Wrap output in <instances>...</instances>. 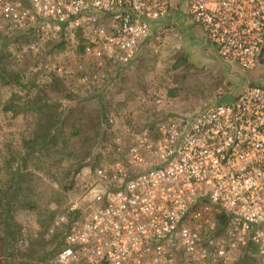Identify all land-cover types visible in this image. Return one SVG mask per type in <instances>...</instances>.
Wrapping results in <instances>:
<instances>
[{
    "label": "built area",
    "instance_id": "obj_1",
    "mask_svg": "<svg viewBox=\"0 0 264 264\" xmlns=\"http://www.w3.org/2000/svg\"><path fill=\"white\" fill-rule=\"evenodd\" d=\"M171 2L0 0V25L10 33L38 27L42 39L62 32L66 60L53 71L77 72L78 84L91 88L94 73L110 80L134 60ZM184 2L221 61L256 68L264 0ZM123 126L105 150L110 159L91 160L76 177L75 198L59 218L63 245L37 264H228L233 248L248 245L264 264V84L191 118ZM221 212L230 221L225 237H216Z\"/></svg>",
    "mask_w": 264,
    "mask_h": 264
},
{
    "label": "rangeland",
    "instance_id": "obj_2",
    "mask_svg": "<svg viewBox=\"0 0 264 264\" xmlns=\"http://www.w3.org/2000/svg\"><path fill=\"white\" fill-rule=\"evenodd\" d=\"M174 2L182 10L184 9V0H175ZM180 28H182L181 24L177 23L176 27L169 25L160 31L153 29L152 32L158 33L159 36H154V43L147 53L146 65L150 72L146 78L144 76L141 78L142 81L138 79L144 85V92L147 94L146 102L140 103L136 98L132 100L134 96L132 92L125 90L123 82L127 77V73L120 83L115 82L112 84H109L110 80H108V75L105 77V72L94 73L98 79V86L88 88L79 85L77 81L79 73L72 72L70 77L65 78L67 81L72 79L71 82L67 83L66 81L65 85L61 83L58 85L55 80L63 76L56 74L51 65L62 64V60H66L60 58L63 51L60 53L55 52L51 57H48L47 54L48 51H51V48L50 45H45L46 40H37L31 37L6 40L3 37L10 32L4 30L0 25V49L2 54L6 56L4 67H9L14 72L19 73L22 85L26 87V89L20 90L18 87L6 86L0 83V157L5 151V145L9 143L17 145L21 137L28 138L31 136L34 123L33 116H36L32 112L24 115H12L9 112L2 111V107L13 94L22 98L18 105H21V103L24 105L36 96L40 99L41 96L45 95L49 102L62 104L63 106L62 97L66 93L72 94L73 98L78 99L93 98L103 93L104 100L100 103L101 110L104 111L109 121L112 120L109 126L104 123L102 126L103 137L97 144L93 145L90 138L96 134L94 130L99 129L96 120L100 116L98 105L94 103L95 100L84 105L76 104L72 107L66 105L65 111H63L66 114L86 116L81 125L84 135L78 139V142L76 139L71 141L70 148L67 150L58 145L61 152L56 156L57 158L54 157L55 160L50 158L35 163L40 170L34 172L37 179L31 180L32 191L31 194L26 196L29 204L33 206V211H19L15 216V222L20 229L16 245L17 256L12 258V263L8 261L9 264H27L30 260L28 259V250L32 248L33 252L38 255L40 253L38 247L43 243L46 244L45 246L49 244L44 250L47 259L43 263H48L54 258L60 249L59 240L64 235L66 228L63 223L60 224L59 218L67 216V208L75 198L74 185L76 184V177L92 168L89 161L90 163H92L91 160L103 162L110 159L109 153H106L105 150L111 145L115 132L119 130L121 132L124 129L123 125L127 122L134 123L135 127L141 128L146 126L148 122H153L147 118L151 117L153 120L168 118V116H154L157 115L158 110L159 112L167 110L173 113L193 114L197 112L200 104L203 105L206 101L210 103L230 101L232 96L238 93L239 83L242 85V79L244 80L241 73L243 71L236 66H234V70L230 69L228 65L219 59L212 46L203 49L200 48L202 46L197 45L195 47L190 39L185 37ZM231 70L234 73L230 72ZM245 74L246 78L253 84L264 83V63L256 66L252 71H246ZM103 75L105 78L101 79ZM128 81H136L133 73L129 74ZM106 83V88H103ZM227 83L228 87L226 88ZM150 88L170 90L174 92L175 97L167 102L166 99L155 97L152 94L153 90ZM216 88H221L223 91L218 99H214L212 96ZM149 90L151 93H148ZM155 98L161 101L159 105L153 103ZM184 117L191 118L193 116ZM85 140H89L88 143L92 146H90V150L93 151V154L89 153L84 158V162L79 169H72L69 167L70 157L73 154L71 150L75 148L78 152L80 150L84 152V149L89 147ZM32 167L33 164H29V168ZM46 168H49V173L45 170ZM3 179L4 174L0 161V183ZM225 231L226 228L216 237H225ZM34 245L37 247L34 248ZM22 253L25 257L19 256ZM40 255L43 254L40 253ZM2 261L4 260L0 259V263ZM32 263L36 262L32 261ZM228 264L261 263L256 261L253 256L249 257L246 253L244 254V249L239 247V249L233 248L230 251Z\"/></svg>",
    "mask_w": 264,
    "mask_h": 264
},
{
    "label": "trees",
    "instance_id": "obj_3",
    "mask_svg": "<svg viewBox=\"0 0 264 264\" xmlns=\"http://www.w3.org/2000/svg\"><path fill=\"white\" fill-rule=\"evenodd\" d=\"M41 30L38 27H34L31 29H25L19 32H12L6 34L3 38L6 40H15L23 37H31L37 40H46L45 45H50L51 51H48L47 56L51 57V55L55 54V52H62L66 45L64 38L62 36V32L58 34L56 38H47L42 39ZM5 40V41H6ZM6 56L2 54V50L0 49V83L6 86H15L20 90L26 89L24 85H22L21 77L19 73L14 72L9 67H4ZM264 63V44L261 48V52L258 56L257 66ZM55 80V83L58 85H65L66 81L65 76L62 75ZM72 78V76H71ZM72 81V79H71ZM67 81V83L71 82ZM120 81V80H119ZM107 83L103 86L106 88ZM106 91V90H105ZM103 93L100 96L89 97V98H73L72 94L66 93L65 96L62 97V104H54L53 102H49L45 95L41 96L39 99L38 96L30 99L26 104L18 105L22 98L11 95L6 104L2 107V111L9 112L12 115L18 114H27L34 113L36 116L34 117L33 130L31 131V136L28 138H20L19 144L12 145L9 143L5 145L4 150L1 157V169L4 174V179L0 183V259L4 260L0 264H9L8 261H11L12 258L17 256V242L19 239V226L15 222V216L19 211H33L32 204H29V201L26 199V196L31 194L32 185L31 180H36L37 176H35L34 172L39 171L35 163L38 161H42L45 159H50L56 157L60 152V147L64 150L70 148V142L76 139H80L84 132L82 130V122L86 119V116H70L69 113L66 114L65 107L69 105L72 107L76 104L84 105L91 103L95 100V104L98 105V114L100 116L97 121L98 130H94L96 134L90 138L93 145L97 144L103 137V125L109 126V120L105 116L104 111L101 110V104L104 100ZM67 103V104H66ZM100 105V106H99ZM60 109V112H59ZM64 113V114H63ZM27 117V116H22ZM88 119V118H87ZM107 127V126H105ZM106 128L104 129V131ZM113 140V138H112ZM111 140V141H112ZM86 141V140H85ZM89 145L84 152L77 149L72 148L73 154H67L70 157V168L79 169L84 162V158L93 151H91V144ZM76 143V142H74ZM69 146V147H68ZM91 146V147H90ZM93 150V149H92ZM91 151V152H90ZM57 158V157H56ZM54 158V160L56 159ZM29 164H33V167L30 169ZM90 164V161H89ZM49 173V168L45 169ZM47 175V174H46ZM47 177H49L47 175ZM50 178V177H49ZM230 221V216L224 212H221L217 217V227L214 236H218L225 228L228 227ZM43 243L38 250L43 255L35 254L30 248L28 250V259L29 262L27 264H31V262L40 263L45 261L46 254L44 250L47 246ZM34 248L37 246L34 245ZM239 249V247H236ZM235 248V249H236ZM244 249V254L252 257L254 254V248L251 245L240 247ZM20 257H25L22 253L19 255ZM27 258V257H26ZM32 263V264H36Z\"/></svg>",
    "mask_w": 264,
    "mask_h": 264
},
{
    "label": "crops",
    "instance_id": "obj_4",
    "mask_svg": "<svg viewBox=\"0 0 264 264\" xmlns=\"http://www.w3.org/2000/svg\"><path fill=\"white\" fill-rule=\"evenodd\" d=\"M174 1L175 0H172V2H171V9H170L169 16H167L164 20H162L160 22L151 24L150 33H149L148 37L146 39H144L141 42V44L139 45L138 53L136 54V57L134 58V60L129 65L123 67L122 71H119V73H116L114 75V78H113L111 73H108L110 75L109 84H112L115 82L120 83V81H122L121 79H124L127 76L123 83H124L125 90H127L128 92H132V94L134 95V96L132 95L133 96L132 100H135V98H136L140 101V103L146 102L147 94H145L146 92H144L145 89L143 88L144 85L141 82L142 81L141 78H143V76L146 78L148 73L150 72V69L146 65V57H147V53L149 52V49L151 48V46L154 43V40H155L154 36H156V37L159 36L158 33L156 34V33L152 32L153 29H157L160 31V30H163L165 27L167 28L169 25L176 27V24L180 23L181 27H182V28H180V30L182 32H184L183 34L185 35V37L190 39L191 43L194 44L195 47L198 45V46H202L200 48L203 49L205 47L210 46L206 43L205 38H204L201 30L197 26L193 25L190 22V20L187 16V13H186L185 2H184V9L182 10L180 8V6L177 3H175ZM156 41H157V38H156ZM223 63H225V62H223ZM225 64L228 65L229 68L233 69V70L235 69L234 66L238 67L235 64H229V63H225ZM238 68L241 71H243V72H241L239 70L243 74V75L242 74L241 75L244 78V80L242 79V81H243L242 85H241V83H239V91L237 94L232 96V99L230 101H225V102L224 101L223 102L216 101L214 103H210L209 101H206L205 103H203V105H201L199 103L200 107H198L197 112H194L193 114H186V113H182V112L173 113V112H168L167 110L164 109L165 111H163V112H159V110H158L157 115H154V116H168V118H172L173 116H196L199 112L203 111L207 107L215 106L218 104H230V103H232L236 99V97L238 95H240L248 86L264 84V83H256V84L251 83V81H249L246 78V74H245L246 71L242 70L240 67H238ZM233 70H231L230 72L234 73ZM126 73H127V75L125 76ZM132 73L135 75V78H136L135 82H138V83L128 81L129 74H132ZM138 79H140L141 81H139ZM227 87H228V83L226 85V88ZM150 89L153 90L152 94L155 97L162 98L163 100L166 99L167 102H170V100H173L175 97L174 92H172L170 90H165V89H160V88L159 89L150 88ZM148 93H151V91L149 90ZM142 94H144V95H142ZM222 94H223V91L221 90V88H216V90L214 91L212 96L214 97V99H218ZM129 96H130V94H129ZM153 103L156 105H159L161 103V101L157 100V98H155ZM145 119H146V117H145ZM147 119H149L150 121H153V122H148L145 127H151L156 121H158L162 118L157 119V120H153V118L150 117ZM66 232H67V227L64 230V235L66 234ZM64 235L59 240V246L60 247L63 245Z\"/></svg>",
    "mask_w": 264,
    "mask_h": 264
}]
</instances>
